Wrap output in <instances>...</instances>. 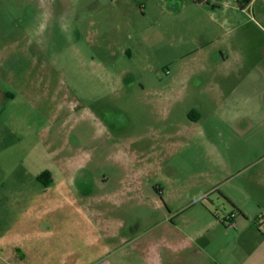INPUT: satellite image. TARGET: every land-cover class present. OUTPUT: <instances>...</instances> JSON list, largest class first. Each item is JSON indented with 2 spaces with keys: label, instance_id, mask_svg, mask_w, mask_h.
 <instances>
[{
  "label": "rangeland",
  "instance_id": "rangeland-1",
  "mask_svg": "<svg viewBox=\"0 0 264 264\" xmlns=\"http://www.w3.org/2000/svg\"><path fill=\"white\" fill-rule=\"evenodd\" d=\"M169 1L54 0L38 46V0H0V264H125L237 211L264 232V0H206L231 24L202 48Z\"/></svg>",
  "mask_w": 264,
  "mask_h": 264
},
{
  "label": "crops",
  "instance_id": "crops-1",
  "mask_svg": "<svg viewBox=\"0 0 264 264\" xmlns=\"http://www.w3.org/2000/svg\"><path fill=\"white\" fill-rule=\"evenodd\" d=\"M169 2L164 30L171 38L181 34L190 36L198 39V46L202 48L212 41H219L224 34L223 24H231L229 20L219 21L220 10L214 6L212 9L206 6V0H170ZM230 9L236 11L233 6H230ZM218 51V56L213 58L217 61L223 76L218 88L235 92L240 84L235 82L236 77L233 73L236 69L232 67L238 64L242 55L235 51ZM238 66L237 70L240 69V65ZM211 70H207L208 74ZM228 100L231 101V98ZM243 101L250 102V96L246 94ZM255 112L254 107L253 110L244 112L243 116L252 117ZM199 202L201 200L197 203ZM230 213L219 218L203 217L198 228L193 227L195 223H192L190 228L182 232L185 234L184 242L172 243L169 247H164L162 252L153 250L145 258L127 261L125 264H264V232L257 230L255 232L253 228L256 227V222L251 221L248 214L243 211L234 213L231 225H223L221 219L226 218L227 215L229 217ZM261 217L264 226V216ZM166 252L167 259L162 260L161 255Z\"/></svg>",
  "mask_w": 264,
  "mask_h": 264
},
{
  "label": "clouds",
  "instance_id": "clouds-1",
  "mask_svg": "<svg viewBox=\"0 0 264 264\" xmlns=\"http://www.w3.org/2000/svg\"><path fill=\"white\" fill-rule=\"evenodd\" d=\"M54 0H38V15L36 17V24L33 28L26 30L29 37V44L34 41L38 46L44 34L48 31L53 20H57L62 32L66 31L70 26V20L67 13H61L59 17H55L53 9Z\"/></svg>",
  "mask_w": 264,
  "mask_h": 264
},
{
  "label": "flooded vegetation",
  "instance_id": "flooded-vegetation-1",
  "mask_svg": "<svg viewBox=\"0 0 264 264\" xmlns=\"http://www.w3.org/2000/svg\"><path fill=\"white\" fill-rule=\"evenodd\" d=\"M43 174H44L45 176H47L48 181L51 182V176H50V173L47 172V171H45V172H43L41 175H43Z\"/></svg>",
  "mask_w": 264,
  "mask_h": 264
},
{
  "label": "trees",
  "instance_id": "trees-1",
  "mask_svg": "<svg viewBox=\"0 0 264 264\" xmlns=\"http://www.w3.org/2000/svg\"><path fill=\"white\" fill-rule=\"evenodd\" d=\"M249 1H250V0H249ZM41 177H46V178H47V176H45L44 174H43V175H41ZM47 179H48V178H47ZM47 179H46V180H47ZM43 183H44V182H43Z\"/></svg>",
  "mask_w": 264,
  "mask_h": 264
},
{
  "label": "built area",
  "instance_id": "built-area-1",
  "mask_svg": "<svg viewBox=\"0 0 264 264\" xmlns=\"http://www.w3.org/2000/svg\"><path fill=\"white\" fill-rule=\"evenodd\" d=\"M167 73H168V72H167ZM232 217H233V216L231 215L230 218L232 219ZM230 223H231V222H230Z\"/></svg>",
  "mask_w": 264,
  "mask_h": 264
}]
</instances>
